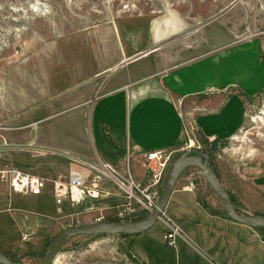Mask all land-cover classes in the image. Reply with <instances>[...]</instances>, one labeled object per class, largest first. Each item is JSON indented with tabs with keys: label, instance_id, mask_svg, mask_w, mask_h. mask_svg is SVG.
<instances>
[{
	"label": "crops",
	"instance_id": "0c3cea01",
	"mask_svg": "<svg viewBox=\"0 0 264 264\" xmlns=\"http://www.w3.org/2000/svg\"><path fill=\"white\" fill-rule=\"evenodd\" d=\"M184 4L179 2L174 15L163 12L151 23L150 33L146 25L132 28L135 17L128 16L90 24L83 32L66 37L75 44L73 66L68 72H54L53 82L34 79L30 98L26 89L20 96L24 105L31 103L27 101L31 95L38 97L41 92L44 98L57 93L52 113L41 124L30 125L35 132L28 134L31 140L26 144L39 143L47 150L35 151L33 165L35 174L47 180L45 191L37 197H9L7 187L0 185V203L9 206L12 198L32 199L41 213L36 223L41 227L60 218L66 203L78 205L69 200L55 202L54 180L72 174L88 178L102 164L127 169L132 176L145 168L147 175L142 153L180 154L187 145L186 125L209 145L227 143L240 133L246 101L264 88V33L252 34L249 25L239 32L231 30L235 16L228 26L226 22L223 38L210 27L204 34L203 29L188 33ZM190 6L197 9L199 4L195 1ZM68 90L73 93L64 97ZM65 102L68 108L61 110ZM70 111L75 114L67 115ZM66 117L75 121L74 130L64 129L71 146H55L43 125ZM216 164V178L248 216L264 217V163L253 168L219 155ZM191 181L178 179L161 219L147 230L157 224L160 230L163 227L160 241L165 249L153 233L128 236L132 264H264V240L259 232L232 221L214 199L207 208ZM169 226L180 231L175 248L163 240ZM15 227L20 234L30 230L21 219L15 220ZM162 249L160 256L156 250ZM0 252L4 254L1 246Z\"/></svg>",
	"mask_w": 264,
	"mask_h": 264
},
{
	"label": "rangeland",
	"instance_id": "374dc122",
	"mask_svg": "<svg viewBox=\"0 0 264 264\" xmlns=\"http://www.w3.org/2000/svg\"><path fill=\"white\" fill-rule=\"evenodd\" d=\"M195 1L199 4L197 9L190 6V4L194 6ZM179 2H185L184 5H187L185 10L182 9V12L184 11L182 16L186 19L188 33L203 29L204 34L210 27L211 32L223 38L226 36L224 33H227L225 24L227 22L228 26V21L233 16L235 25L230 27L231 30L239 32L243 25L245 28L249 25L252 34L264 33V0H0V136L9 144L8 147L0 148V159L36 175L33 167L36 161L35 151L47 150L39 143L38 146L26 145L31 140L30 136L28 140V134L32 135L35 132L30 125L36 122L41 124L47 113H52V103L58 97L56 92H52L50 96L43 98L40 97V92L38 97L31 95V99L27 100L31 101V105L29 103L22 105L21 97L24 96L25 89L28 91L27 97L30 96L34 79L43 83L53 82L54 72L57 73L61 69L68 72L73 66L71 53L75 44L71 45V40L66 39L67 36L71 33L79 34L84 28L96 22L106 24L128 16L135 17L136 23H133L137 26L134 25L132 28L139 30L141 25H146L147 33H150L151 23L159 20L163 12L173 15L178 13ZM72 93L70 90L65 91L64 97ZM60 108L61 110L68 108V102ZM73 113L75 114L70 111L67 115ZM74 122V119L69 120L66 117L43 125L50 130L51 144L70 147L71 142L66 137L64 129L74 130ZM186 133V148L179 152L188 149L191 142L194 143L191 148H207L208 169L218 178L216 160L219 155L230 162L233 159L244 162L248 167L254 168L260 163L263 164L264 88L256 97L246 101L245 124L233 140L209 145L189 125H186ZM25 136L26 141L23 139ZM170 152H173L172 163L179 153ZM144 169L141 171L146 176ZM115 170L118 173L125 172L116 168ZM141 174H135L133 178L141 181L145 177ZM92 177H85L86 185L91 184ZM181 178H191L192 185L198 191L199 200H202L207 208H211L208 204L213 199L221 207L217 196L198 168L185 169L179 179ZM104 180L100 189L107 193L105 196L85 200L76 206L66 203L60 218L48 220L41 227L36 224L41 219V213L32 199L12 198L9 206L0 203V246L7 259L13 264H40L48 246L59 231L91 224L96 222L97 218H101L102 221L118 218L115 216L116 213L125 208L127 201L116 185L106 178ZM164 181L165 179L163 184ZM132 207L135 212L119 218L122 222H137L145 219L150 213L141 210L140 207ZM7 208L10 210L5 212ZM36 210L38 212H35ZM19 219L26 223L29 231L23 229L22 234L17 233L15 220ZM159 227L157 224L146 233H153V238L159 240L161 244L160 231L163 232L164 229L162 227L160 230ZM128 241V236L120 235L69 238L51 264H132L131 245ZM161 245L165 249L164 244ZM163 249L156 250L157 254L163 256Z\"/></svg>",
	"mask_w": 264,
	"mask_h": 264
},
{
	"label": "built area",
	"instance_id": "2783aa9c",
	"mask_svg": "<svg viewBox=\"0 0 264 264\" xmlns=\"http://www.w3.org/2000/svg\"><path fill=\"white\" fill-rule=\"evenodd\" d=\"M0 140V148L9 146L5 138L0 136ZM172 154L173 152L165 150L142 153L147 168V178L143 181L135 180L127 169L124 173H118L109 164H102L93 168L94 175L91 184L86 185L85 178L78 174L54 180L52 184L55 202L61 204L63 200H69L74 205L85 200L90 201L98 198L100 195L105 196L107 193L100 189V185L106 178L119 188L127 201L125 208L116 214L118 218L133 214L135 210L132 209V206L151 212L159 198L163 180L171 165ZM46 184L47 180L7 164L0 159V185L7 187L9 197L41 196L45 191ZM96 220V222L102 221L101 218ZM168 229L163 240L167 247H175L180 231L172 226H169Z\"/></svg>",
	"mask_w": 264,
	"mask_h": 264
},
{
	"label": "water",
	"instance_id": "95a60500",
	"mask_svg": "<svg viewBox=\"0 0 264 264\" xmlns=\"http://www.w3.org/2000/svg\"><path fill=\"white\" fill-rule=\"evenodd\" d=\"M209 156L205 150L201 148H191L182 151L178 157L172 161L167 176L165 178L162 192L149 215L137 222H114V221H99L91 224L69 227L61 230L52 240L47 248V252L40 264H51L62 245L69 238L76 236H96V235H123L133 236L141 234L150 229L158 220L166 208L174 187L182 174L189 168H198L210 186L212 191L217 196L224 213L234 222L251 228H264V217L261 216H244L235 212L227 191L220 184L216 176L208 169ZM0 264H13L7 257L0 252Z\"/></svg>",
	"mask_w": 264,
	"mask_h": 264
},
{
	"label": "trees",
	"instance_id": "16d2710c",
	"mask_svg": "<svg viewBox=\"0 0 264 264\" xmlns=\"http://www.w3.org/2000/svg\"><path fill=\"white\" fill-rule=\"evenodd\" d=\"M215 176L217 177V175L215 174ZM227 194L231 200V203L233 205V208L235 210L236 213L240 214V215H244V216H248V214L242 209V207L238 204L237 200L235 199V197L229 192L227 191ZM226 215V214H225ZM111 221H114V222H120V220L118 218H114V219H111ZM260 236L262 237V239L264 240V228L262 227H257L255 228ZM120 236H123V235H120ZM125 237V236H123Z\"/></svg>",
	"mask_w": 264,
	"mask_h": 264
}]
</instances>
